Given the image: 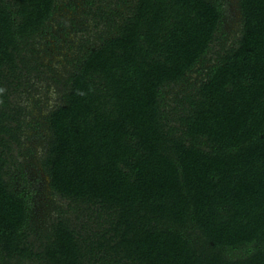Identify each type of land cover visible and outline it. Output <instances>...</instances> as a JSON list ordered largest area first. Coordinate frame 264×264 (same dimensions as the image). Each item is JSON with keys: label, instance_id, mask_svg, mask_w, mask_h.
<instances>
[{"label": "trees", "instance_id": "obj_1", "mask_svg": "<svg viewBox=\"0 0 264 264\" xmlns=\"http://www.w3.org/2000/svg\"><path fill=\"white\" fill-rule=\"evenodd\" d=\"M0 264H264V0H0Z\"/></svg>", "mask_w": 264, "mask_h": 264}, {"label": "rangeland", "instance_id": "obj_2", "mask_svg": "<svg viewBox=\"0 0 264 264\" xmlns=\"http://www.w3.org/2000/svg\"><path fill=\"white\" fill-rule=\"evenodd\" d=\"M234 2V4L236 3V0H231ZM237 18H236V21H233L231 24V26H228L227 27V30H229V32L231 33L232 35V38L231 40H233V38L238 35H240V22H237ZM234 28V29H233ZM232 29V30H231ZM82 33L78 32V33H73L71 34L70 36V39L74 42L78 40V37L81 36ZM61 46L63 47L60 51L59 49H55L54 51V54H55V62H54V66H56L57 68H59L60 70L63 69V66L64 64L66 63V60L64 58V54L66 52H73L74 49H69V45L66 44V43H61ZM219 47V46H218ZM49 56H46L45 58V61L48 63L49 62ZM61 61V64H58L59 61ZM37 88H38V91L37 92H34L30 98H25L23 100H21V103L23 106L27 107L28 109L27 110H31V114L29 115L30 117H33V116H39L42 112H47L50 108L54 107L55 104L58 102V94L56 93V91H54L53 88H49L48 87V81L46 80H43V81H40L38 84H37ZM36 100H39L40 101V105H41V108L40 107H37L34 102ZM40 108V109H39ZM16 152V151H15ZM41 155V149H39L36 153V157H37V161L38 162V157ZM66 201L64 199H60L59 197H56V201L55 203L56 204H63L65 203Z\"/></svg>", "mask_w": 264, "mask_h": 264}]
</instances>
